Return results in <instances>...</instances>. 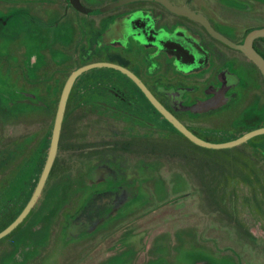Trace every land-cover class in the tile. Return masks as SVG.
<instances>
[{
  "label": "flooded vegetation",
  "instance_id": "af4514ba",
  "mask_svg": "<svg viewBox=\"0 0 264 264\" xmlns=\"http://www.w3.org/2000/svg\"><path fill=\"white\" fill-rule=\"evenodd\" d=\"M263 28L264 0H0V264H263ZM16 103L44 114L3 122ZM170 118L212 143L248 137L207 147ZM235 146L241 216L161 192Z\"/></svg>",
  "mask_w": 264,
  "mask_h": 264
},
{
  "label": "rangeland",
  "instance_id": "374dc122",
  "mask_svg": "<svg viewBox=\"0 0 264 264\" xmlns=\"http://www.w3.org/2000/svg\"><path fill=\"white\" fill-rule=\"evenodd\" d=\"M9 91L7 93L15 99V94ZM43 114L44 111L35 110L30 105L16 103L15 106L10 107L7 111H3V122L13 118L21 117V119H28ZM240 151L239 146L206 150L201 157L193 159L192 161L183 162L184 169L195 170L194 174H191V177L183 173L184 176L178 177L177 180H174L176 177L173 180H166L161 192L173 197L177 195L176 193L178 192L176 191L181 190L182 192V190L191 188L192 195L189 198L180 199L175 206L182 207L184 211L186 209L190 210L192 206L195 207V216L198 218L215 216L218 219V216H220L219 213L222 212L236 217L241 216V200H243L245 193L234 188L239 180L238 176L233 175L234 157L238 156ZM163 168L166 170L175 168V166L168 163ZM212 168L216 170L214 176L209 175L211 173L210 169ZM220 169H227L228 172L222 174L219 171ZM257 194L255 192L253 197L255 198Z\"/></svg>",
  "mask_w": 264,
  "mask_h": 264
},
{
  "label": "water",
  "instance_id": "95a60500",
  "mask_svg": "<svg viewBox=\"0 0 264 264\" xmlns=\"http://www.w3.org/2000/svg\"><path fill=\"white\" fill-rule=\"evenodd\" d=\"M256 36H264V28L256 30V31H254V32H252L250 34L251 38H254ZM244 49L258 63L262 64V58L253 49H249V48H244ZM89 67H91V66L82 67V68H79L78 70H76L72 74L70 80L68 81V83H67V85L65 87V90H64V93H63V97L61 99L59 111H58V114H57L56 123H55V129H54V135H53L54 143H57V140H58V137H59L61 123H62V119H63V113H64V106H65L67 94H68V91L70 89L71 83H72L73 79L77 76V74H79L82 71L88 69ZM170 119L177 126V128L180 129L182 132H184L189 138H191L193 141L197 142L198 144H201V145L207 146V147L220 148V147L233 146V145L239 144L246 137H248V136H242V137H239V138H237V139H235L233 141H229L227 143H212V142H209V141H205V140L199 138L198 136H196L195 134L191 133L184 125H182L176 119H173V118H170ZM263 131H264V129H259V130L255 131V132L251 133V134H256V133L263 132ZM50 162H51V160L48 161V164H50ZM1 235H3V233Z\"/></svg>",
  "mask_w": 264,
  "mask_h": 264
}]
</instances>
